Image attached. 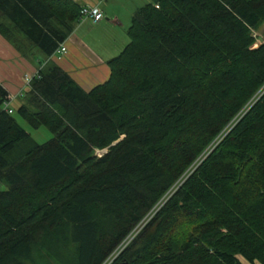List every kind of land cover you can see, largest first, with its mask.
Masks as SVG:
<instances>
[{"label": "trees", "instance_id": "trees-1", "mask_svg": "<svg viewBox=\"0 0 264 264\" xmlns=\"http://www.w3.org/2000/svg\"><path fill=\"white\" fill-rule=\"evenodd\" d=\"M82 7L0 0L39 68L0 83V264H264V0H150L89 90L49 61Z\"/></svg>", "mask_w": 264, "mask_h": 264}, {"label": "crops", "instance_id": "crops-1", "mask_svg": "<svg viewBox=\"0 0 264 264\" xmlns=\"http://www.w3.org/2000/svg\"><path fill=\"white\" fill-rule=\"evenodd\" d=\"M76 2L82 6L93 7L97 5L100 9L102 5L108 3L107 9L110 15L102 11L104 19L96 23H92L89 18L82 19L76 25L74 32L67 37L65 42L67 54L61 58L57 57L58 55L56 54L49 61L62 67L82 89L89 90L95 88L98 84L108 81L110 68L107 65V61L112 58L104 56L101 51L95 49L99 43H101L103 49L106 50L107 48L103 44V41H106V34L101 33V30L97 29V27L100 26L102 31L103 29L106 32L109 30L111 32L110 35L113 37L118 34L120 26L125 28L124 22L126 23L127 20V16L125 17L127 13L124 15V12L120 9L126 8L128 3L127 1L122 2L119 0H110V3L109 0H91V2L76 0ZM135 10L132 12L131 9L130 13L127 10L128 17L131 12L134 15ZM133 15H131V20ZM104 21L106 22L102 25ZM96 30H99V35L94 34ZM91 35H93L95 45H92L88 40ZM109 53H113V51ZM38 71L39 68H37L36 64L25 60L3 36H0V83L7 88L10 95L15 98L19 96L26 86L24 78L34 76Z\"/></svg>", "mask_w": 264, "mask_h": 264}, {"label": "rangeland", "instance_id": "rangeland-1", "mask_svg": "<svg viewBox=\"0 0 264 264\" xmlns=\"http://www.w3.org/2000/svg\"><path fill=\"white\" fill-rule=\"evenodd\" d=\"M88 2H91V0H87ZM119 1H122V2H125L127 1V7L126 8H123V9H120L124 12V15L125 17L127 16V20H126V23L124 22V25H125V28L123 26H120L119 28V31H118V34H115V36H111V32L109 30H104L102 31V28L100 26L97 27V29H100L101 30V33H105V38H106V41H103V44L104 46H106V50L103 49V46L101 45V43H99L98 45H96L95 49L98 51H101L102 54H104V56L106 57H114V56H118L120 53H121V50L123 49V47L126 46V44L130 41V39L128 38L127 36V32H128V28L130 27V21H131V15H133L132 12H134L133 10H135V8L137 7H140V6H144L145 3L149 2L150 0H119ZM109 3H110V0H109ZM106 5V6H105ZM108 7V3L102 5V11L103 12H106L110 15V12H108L109 10L107 9ZM132 9V12L131 14H129V17H128V11L130 13V10ZM128 10V11H127ZM106 21H104L103 24H105ZM253 35L257 38L256 41L253 43V47L252 48H257L259 47L258 45L260 44H263L264 43V26L263 27H260L259 29L257 30H254L252 31ZM94 34H97L99 35V30L94 33ZM101 34V35H103ZM92 45H95V42H93V35H91L88 39ZM9 43V42H8ZM113 51V53H109ZM20 97L17 96L13 102H15V100H17V98ZM18 102L12 104V106H16ZM17 121H19V123L25 128V130L27 131V133L31 134L38 142L40 143H44L45 141L51 139L53 137V133H51L49 130L45 128H33V127H30L26 121H24L23 119L21 118H16ZM103 153V152H101Z\"/></svg>", "mask_w": 264, "mask_h": 264}, {"label": "built area", "instance_id": "built-area-1", "mask_svg": "<svg viewBox=\"0 0 264 264\" xmlns=\"http://www.w3.org/2000/svg\"><path fill=\"white\" fill-rule=\"evenodd\" d=\"M81 13V19H86L89 18L90 20H92V23H96L98 21H101L104 19V13L102 12V10L100 9L99 6H93V7H89V6H83L80 10ZM66 45L65 43H62L60 48L57 49L56 53L59 57L61 58L62 56H65L67 54V50H66ZM38 74V72L36 73ZM35 76V75H34ZM30 79L31 77H27L24 78V81H26V86H29L30 84ZM9 96L7 97V100L4 102V104L2 105V109L7 110L9 113L13 112V108H11V103L13 102V100L15 99V97L13 95L8 94ZM101 152H98V154H100Z\"/></svg>", "mask_w": 264, "mask_h": 264}, {"label": "bare ground", "instance_id": "bare-ground-1", "mask_svg": "<svg viewBox=\"0 0 264 264\" xmlns=\"http://www.w3.org/2000/svg\"><path fill=\"white\" fill-rule=\"evenodd\" d=\"M126 245V244H125Z\"/></svg>", "mask_w": 264, "mask_h": 264}]
</instances>
